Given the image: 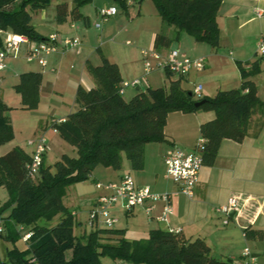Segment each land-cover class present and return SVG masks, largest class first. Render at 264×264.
I'll list each match as a JSON object with an SVG mask.
<instances>
[{
	"label": "trees",
	"instance_id": "16d2710c",
	"mask_svg": "<svg viewBox=\"0 0 264 264\" xmlns=\"http://www.w3.org/2000/svg\"><path fill=\"white\" fill-rule=\"evenodd\" d=\"M53 0H0V47L7 33L23 34L33 40H46L31 22L32 14L44 9ZM58 0L56 20L62 23L68 15L73 20L88 22L80 7L92 0ZM126 11V0H114ZM140 2L141 0H137ZM223 0H152L162 21L154 38V49L169 48L181 33L213 48L219 46L218 9ZM172 27V33L166 28ZM260 57L244 66L236 62L241 75L237 88L219 90L213 96L196 99L192 90L181 86V78L170 81L169 87L138 91L130 99L119 93L122 81L116 63L102 57L99 65L86 63L93 86L77 88L80 108L52 124L61 139L76 148V155L62 154L51 165L42 164L35 177L27 175L25 165L30 154L14 146L0 156V186L8 197L0 205V234L12 246L7 248L0 264H103L102 256L130 264H230L211 254L202 238L188 239L181 232L152 228L143 238L127 239L124 229L97 225L78 235L76 220L64 203L66 188L88 179L98 166L120 169L122 154L132 169L143 166L144 146L166 140L164 127L170 112L183 113L211 110L213 119L199 126L203 139V163L212 164L223 139L243 140L251 128L253 116L264 108L251 77L260 73ZM167 74L170 72H166ZM42 73L19 74L15 85L24 107L37 106ZM139 90V89H137ZM206 99L199 106L195 102ZM8 107L0 100V144L13 136L7 115ZM262 120L256 124V134ZM6 214V215H4ZM55 219V220H54ZM26 227L30 236L23 240L19 227ZM247 238L261 237L263 232L246 228ZM25 243L19 247V239Z\"/></svg>",
	"mask_w": 264,
	"mask_h": 264
},
{
	"label": "crops",
	"instance_id": "0c3cea01",
	"mask_svg": "<svg viewBox=\"0 0 264 264\" xmlns=\"http://www.w3.org/2000/svg\"><path fill=\"white\" fill-rule=\"evenodd\" d=\"M109 6H113V4H109L105 7L96 6V13H99L100 9ZM256 9L264 11V0H223L218 9L216 18L220 30L219 44L221 45V42L228 44V39L236 30L240 31L243 36L252 35L253 39L256 38L258 41L260 35L264 33V15L258 17L255 13ZM117 14L118 8L116 14L111 16H116ZM85 16L88 17V15ZM89 23L88 17V22L85 24L88 25ZM101 26L99 28H101ZM70 28L78 29L74 23L70 24ZM162 28H164V26L159 17V20L153 22L147 31L149 41L145 45L147 46L146 49H154L155 35ZM166 30L168 33H172L173 31L172 27H167ZM66 32L67 29L62 25H60L57 31H54V33H58L61 36H66ZM104 34H106V30ZM179 39H185L182 33ZM126 42L129 41L127 40ZM127 44L129 45L131 42ZM172 48L175 47L170 46L169 48H162L161 52L166 53ZM203 48L207 53L199 54L192 58L202 57L205 58V61L210 60V62L213 63V61L216 60L218 50H214L212 47L211 49ZM142 49L144 48L139 50L141 61L136 60V62L128 64L121 69L118 65L122 81L140 79L143 71ZM86 50L87 48L82 46L72 51L71 53H75V56L71 54L68 55L70 52L67 53V51L59 50L48 57L46 67L39 65L40 67L38 69L27 70L41 72L42 81H44L45 75L41 68H44V71L48 73L46 75L51 74L57 79H60L61 75H69L70 86L76 89L80 84L84 83L86 84L85 89H90L94 82L92 76L86 69V63L90 62L92 65L95 64H93L89 58H86L85 61L83 59L79 61V57L82 56L83 52ZM208 50L210 51L208 52ZM254 50L256 54V49ZM180 52L186 55L184 50H180ZM255 54L248 61L235 59V62L239 61L247 67L250 62L260 58ZM102 57L118 64L109 54L106 56L102 55ZM11 60L12 59L8 60L7 65L9 64L13 67L14 63H12ZM99 64L100 63H97L96 65ZM235 64L237 66V63ZM237 69L239 71L238 66ZM260 69L261 71L258 74H264V57L260 60ZM255 76L251 77V79L253 80ZM236 82H239V85L241 83L240 71L239 80ZM202 92L204 96H213L217 91L213 93V95H209L203 86ZM257 95L259 96L258 91ZM260 99L264 101V96L260 97ZM171 115H174L172 121L169 120ZM214 116L215 114L213 111L201 109L188 113L174 111L168 114L164 127L166 140L145 144L142 168L132 169L128 162L134 175L126 170L125 172L119 173L116 180L123 173H129L138 185L148 186L151 190L159 193H171L170 201L172 213L168 215L167 221H158L156 218L162 212L163 203L157 202L153 204L154 208L149 216L144 212L142 207H136L132 212L126 214L127 216L140 214L144 217V220L140 221V223H144L142 226L143 231H141L143 232L141 234L144 235L140 238L146 237L149 230L152 228H180V232L185 238H202L210 247L211 254L219 260H228L230 264L238 262L242 250L244 248H249L256 257L258 264H264V108L260 113L253 116L249 134L243 140L235 141L229 138L223 139L218 148L214 162L212 164L203 163L193 196H187L179 191L178 186L165 176L163 162L165 152L175 145L186 151L194 150L196 144L201 139L199 131L200 124L213 119ZM65 117L66 116L53 118L50 122H46L43 128L51 127L52 131L58 135L52 124L55 120L65 119ZM260 120H262V125L259 131L254 134V131H256V124L260 122ZM25 150L30 154V150ZM48 150L49 146L47 152ZM72 150L73 153H71L70 156H75L76 148L73 147ZM47 152L44 155V164H46ZM62 154L65 153H61L60 156ZM95 169L93 171H95ZM95 180L96 179H94V182ZM83 183L84 181L75 183L73 191L75 192L74 196L76 195L77 198L82 199V202H88L87 205H83L85 207L84 210V207L76 208V206L71 205V202L66 203L63 201L64 205L71 210L76 220L74 229H77L78 233L80 231H87V214L99 193V191L96 192L94 188H91V191L94 190L93 193H91L92 195L86 197L88 196V191L85 186H83ZM232 196H238L240 198V203L242 205L240 206L239 213L225 215L218 211L217 208L226 204L228 199ZM115 209L121 210L120 205L117 204L113 206L112 212L115 211ZM82 213H84V217H81ZM226 219L227 222L225 223ZM155 222L157 225H152V223ZM158 224H161V226ZM247 227L252 230H260L263 232V235L261 237L247 238L244 234V230ZM23 228L26 227H22L21 229ZM27 231L28 230H26V232ZM115 263L130 264L122 260H115Z\"/></svg>",
	"mask_w": 264,
	"mask_h": 264
},
{
	"label": "rangeland",
	"instance_id": "374dc122",
	"mask_svg": "<svg viewBox=\"0 0 264 264\" xmlns=\"http://www.w3.org/2000/svg\"><path fill=\"white\" fill-rule=\"evenodd\" d=\"M53 0L42 10H37L32 14L31 22L35 29L42 35L49 36L50 33L57 31L62 25L67 29L66 36L78 37L80 44L78 47L66 50L68 55L75 56V53H71L74 50L85 46L86 51L79 57V61L82 59L85 61L89 58L93 64L102 62V55H111L112 59L116 61L121 68L136 62L141 61L139 50L141 48L146 49L145 46L149 37L147 34L148 29L159 20L157 10L152 0H126L127 10L124 11L118 3L114 0H92L89 3L80 7V11L83 15H88L90 23L87 25L82 19L73 20L70 15L62 23H58L56 20V2ZM70 8L73 6L72 1H69ZM109 4H113L118 8V14L116 16H109L106 20H102L100 14L95 10V7H105ZM102 24L101 28H96L95 23ZM74 23L78 29H71L70 24ZM106 30V34L104 31ZM185 39L174 40L171 47L184 50L189 57H196L199 54H205L204 48L211 49V46L205 42H198L194 38L186 33H182ZM187 38V39H186ZM131 42L127 44L126 41ZM33 44L38 40L31 39ZM256 38L253 36H243L242 33L236 30L231 34L228 39V44L221 42V45L214 50H218L216 60L213 63L210 60L206 62V66L203 70L196 71L191 70L189 73L181 78V86L192 90L193 86L201 83L204 89L207 90L209 95H213L216 91L226 90L239 87V71L236 66L235 59L242 61H248L254 56V49ZM27 44L21 43L19 53L15 57H9L5 61V67L0 70V100L8 107L7 115L12 125L13 136L0 144V155L10 150L14 146H21L24 149L31 151V140L35 135H44L48 140L49 150L46 155V164L51 165L54 168L53 163L60 156L61 153L70 155L73 153L71 144L67 143L54 133L51 127H45L46 122H50L53 118L61 116H68L69 114L77 111L80 108V102L76 98L77 88H73L69 84V75H61L60 79L53 77L51 74L46 75L44 68H41L44 73V81L41 82V88L39 87L37 106L35 108L24 107L22 103L21 93L16 89L15 85L19 82V74L31 70L38 69L40 66L36 61L28 62L25 59ZM253 48V50H252ZM212 49V50H213ZM210 50H208L209 52ZM256 55V54H255ZM91 56V57H90ZM261 57V56H258ZM14 63V66L7 65L8 60ZM87 69V68H86ZM179 76L175 73H166L164 69L153 71L146 74L142 71L140 77L139 90L132 87H127L123 94L125 99H130L138 91H147L148 88H156L163 86L169 87L170 81L177 79ZM124 81V80H123ZM130 81V80H129ZM257 86V91L260 97L264 96V74H258L254 77ZM43 83V84H42ZM86 84H80L82 88H86ZM78 86V87H79ZM174 115H171L169 120H173ZM75 152V150H74ZM129 171L134 175L133 170L128 165V160L122 154V165L120 169H113L112 167H105L98 165L95 171L91 173L88 179L84 180L83 186H85L87 192L86 197H90L95 190L99 191L95 187L96 181H117V175L119 173ZM94 179L95 182H94ZM82 182V181H80ZM79 183V182H77ZM75 184V183H74ZM74 184L69 185L66 188V193L63 196V201L70 203L73 206L84 207L88 202H82V199L74 196L75 192ZM91 188H94L91 191ZM99 194V193H98ZM8 197L5 187L0 186V205ZM118 207V206H117ZM85 207L83 208V210ZM112 215L117 218L115 227L124 229V237L127 239L140 238L144 234L142 226L144 223V217L140 214L129 215L121 210L115 209ZM84 217V213L81 214ZM157 225V223H152ZM161 226V224H158ZM153 227V226H152ZM21 234L25 233L26 228L21 229ZM78 235L77 229H74ZM81 230V229H80ZM16 244L19 247L25 245L20 238ZM13 244L9 240L5 239L0 234V257L4 256L7 248ZM103 264H116L110 256L105 255L101 258Z\"/></svg>",
	"mask_w": 264,
	"mask_h": 264
},
{
	"label": "built area",
	"instance_id": "2783aa9c",
	"mask_svg": "<svg viewBox=\"0 0 264 264\" xmlns=\"http://www.w3.org/2000/svg\"><path fill=\"white\" fill-rule=\"evenodd\" d=\"M117 7L109 6L99 10L102 20L116 14ZM256 15L261 17L264 11L256 9ZM101 24L95 23L99 28ZM21 43L27 44L25 59L28 62L36 61L40 66L46 67L48 57L59 50L66 51L78 47L80 40L77 37L61 36L58 33H51L46 40H38L33 44L31 39L23 34L7 33L0 47V70L5 67V61L9 57H15L19 53ZM130 43V42H127ZM256 54L264 57V33H262L256 43ZM143 70L149 74L156 70L164 69L165 72L175 73L178 76H184L191 70L200 71L205 67L204 58H191L181 53L179 49L172 48L166 53L156 51L155 49L141 50ZM53 69V68H52ZM140 79L130 81H121L119 93L123 94L127 87L138 89ZM202 84H196L192 88V93L196 99L203 97ZM64 119L55 120L60 122ZM31 145L30 159L25 165L27 175L35 177L43 162L44 155L48 149V140L44 135H35L29 140ZM203 139L201 138L192 151H186L179 146L170 147L163 156L165 167V176L169 178L179 188V191L187 196H193L194 189L199 180V172L203 165L202 158ZM95 187L99 194L94 200L93 206L87 214V226L89 229L97 225L112 227L117 222V218L112 215V207L117 204L125 213L132 212L136 207H142L144 212L149 216L153 211V204L163 203V209L157 220L160 222L167 221L168 215L172 213L171 193L155 192L150 187L138 185L129 173H123L117 181H96ZM240 198L232 196L226 204L217 208L218 211L225 215L238 214L240 211ZM227 219L225 220V223ZM170 231L180 232V228H168ZM0 232L3 227L0 223ZM29 232L23 234L22 239L27 240ZM232 264H258L256 257L249 248H244L240 254L238 262Z\"/></svg>",
	"mask_w": 264,
	"mask_h": 264
},
{
	"label": "water",
	"instance_id": "95a60500",
	"mask_svg": "<svg viewBox=\"0 0 264 264\" xmlns=\"http://www.w3.org/2000/svg\"><path fill=\"white\" fill-rule=\"evenodd\" d=\"M205 101H206V99L198 100L197 102H195V105H196V106H199V105H201L202 103H204Z\"/></svg>",
	"mask_w": 264,
	"mask_h": 264
}]
</instances>
